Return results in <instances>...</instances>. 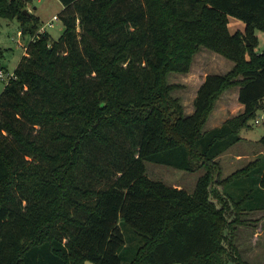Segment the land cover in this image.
Returning a JSON list of instances; mask_svg holds the SVG:
<instances>
[{
    "label": "trees",
    "instance_id": "obj_1",
    "mask_svg": "<svg viewBox=\"0 0 264 264\" xmlns=\"http://www.w3.org/2000/svg\"><path fill=\"white\" fill-rule=\"evenodd\" d=\"M60 1L64 31L30 41L0 94V264H122L128 251L127 264H252L237 230L264 209V158L225 178L216 158L264 111V0ZM24 10L0 0V17L34 35L40 19ZM229 16L244 30L231 33ZM201 47L233 66L206 75L186 114L166 76ZM236 86L243 111L204 130ZM146 162L205 172L187 191L150 178Z\"/></svg>",
    "mask_w": 264,
    "mask_h": 264
},
{
    "label": "rangeland",
    "instance_id": "obj_2",
    "mask_svg": "<svg viewBox=\"0 0 264 264\" xmlns=\"http://www.w3.org/2000/svg\"><path fill=\"white\" fill-rule=\"evenodd\" d=\"M23 1L25 2V10H27L29 13H34L39 17V28L41 25H44V23L48 21L54 14L59 15L60 21H56L53 27L46 26V31L51 34L52 39H57L60 32L65 29L60 14L63 8L61 1ZM229 19L230 21L228 22V29L231 33L237 30L236 23H241L242 25L244 23L242 20L233 16H230ZM77 29L80 30L81 28L77 27ZM19 31H21V24L17 17H0V69H2L5 73H12L15 70L19 61L26 53L27 48L25 49V47H28L30 38L32 36L23 34L19 35ZM263 49L264 33H261L257 50ZM232 66L233 62L224 57L222 54L211 49L201 47L200 50L194 54L188 71H171L167 74V82L175 85L171 91V95L179 99L183 106V111L186 114H191L194 111L193 101L195 99L197 89L204 81L206 75L210 73H225L229 71ZM6 83L7 81L0 77V94L3 92ZM236 90L237 87L225 89L218 96L208 116L207 122H205L203 126V129H209L213 126L221 124L224 117L236 115L241 112V110L238 108L240 103L235 94ZM263 117L264 111H258L256 118L250 120L251 127L242 129L240 135L245 136L247 133H250L253 137L260 138L264 134ZM255 119H259V122L256 123ZM19 124L24 126L26 132L31 133L33 136H36L37 138L42 136L41 133L43 131L39 125H34L32 127L31 124H29V122H27V120L23 117H21ZM4 140L9 144L14 145V141L10 136H8V140ZM48 145L50 146V144ZM26 159L29 160V162L24 163L26 167L39 169L44 173L49 169L48 164L40 161L38 158L26 156ZM225 159L226 157H223L222 161L224 160V165L228 166V161L226 162ZM232 171H234V169H224L226 174L231 173ZM204 172V168L188 172L164 164L146 162V173L150 178L154 180H160L169 186L180 185L187 191H192L194 189L197 179ZM243 217L248 219V223L238 227L236 239L242 256L252 264H264V212H255L249 215L243 214ZM128 229L131 230L130 227ZM132 253L128 251L126 255L124 253L122 254V264H127ZM86 264L97 263L88 260L86 261ZM170 264L182 263L172 262Z\"/></svg>",
    "mask_w": 264,
    "mask_h": 264
},
{
    "label": "crops",
    "instance_id": "obj_3",
    "mask_svg": "<svg viewBox=\"0 0 264 264\" xmlns=\"http://www.w3.org/2000/svg\"><path fill=\"white\" fill-rule=\"evenodd\" d=\"M230 18V16H229ZM230 21V19H229ZM236 27L237 30H244L245 25L243 23V25L241 23H236ZM261 33H264L262 31H258L257 35H258V39L260 40V36ZM257 49V48H256ZM237 87V90L235 92L236 97L238 99V90L239 87ZM235 88V87H233ZM240 103V102H239ZM241 111H243V104L240 103L239 107H238ZM234 116V115H231ZM231 116H226L222 119L221 124L229 117ZM207 122V121H206ZM220 124L216 125L219 126ZM215 127V126H213ZM211 127V128H213ZM210 129V128H209ZM207 130V129H204ZM242 139L240 141H238L237 143L233 144L232 146H230L224 153H222L220 156H218L216 158V160L219 162L220 166H221V177L225 178L228 175H230L232 172L236 171L237 169H240L242 167H244L245 165H247L249 162L254 161L255 159L258 158V156H261L264 158V150L261 148L258 140L260 138H255L253 137L250 133H247L245 136H241ZM226 157L225 161L230 165H224V160L222 161V158ZM239 166V167H238ZM238 167V168H235ZM224 169H234V171H232L231 173L226 174L224 172ZM176 186V185H175ZM176 187H181L180 185H177ZM217 187L219 189H221V186ZM233 190V189H231ZM255 212H264V209H259V210H253V211H246L244 212V214H251V213H255ZM261 215V214H260ZM237 242V241H236ZM238 244V243H237Z\"/></svg>",
    "mask_w": 264,
    "mask_h": 264
},
{
    "label": "built area",
    "instance_id": "obj_4",
    "mask_svg": "<svg viewBox=\"0 0 264 264\" xmlns=\"http://www.w3.org/2000/svg\"><path fill=\"white\" fill-rule=\"evenodd\" d=\"M56 21H60V17L58 14H54L48 21L44 23V25H41V27L38 29V31L31 36L30 41L35 40V38L46 31V26L53 27L55 25ZM19 35H21V31H19ZM27 47H25L26 49ZM14 76V72L12 73H5L2 69H0V77L4 78L6 81L11 79ZM255 122H259V119H255Z\"/></svg>",
    "mask_w": 264,
    "mask_h": 264
},
{
    "label": "water",
    "instance_id": "obj_5",
    "mask_svg": "<svg viewBox=\"0 0 264 264\" xmlns=\"http://www.w3.org/2000/svg\"><path fill=\"white\" fill-rule=\"evenodd\" d=\"M25 12H27V13H29L27 10H24ZM64 30V29H63ZM63 30L60 32V33H62L63 32Z\"/></svg>",
    "mask_w": 264,
    "mask_h": 264
}]
</instances>
